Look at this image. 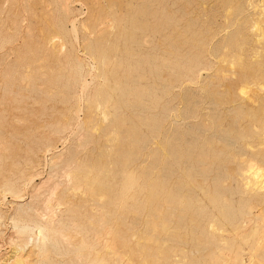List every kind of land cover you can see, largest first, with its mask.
Instances as JSON below:
<instances>
[{
  "label": "rangeland",
  "instance_id": "1",
  "mask_svg": "<svg viewBox=\"0 0 264 264\" xmlns=\"http://www.w3.org/2000/svg\"><path fill=\"white\" fill-rule=\"evenodd\" d=\"M71 1L72 3H70V11H69L71 13L69 14L68 12L67 14H65V16L68 14L69 15L66 18H64L65 16H63L62 14V12L64 11L61 10L62 8L59 6V3L57 0H14L13 2L12 0L9 2H7L6 0H0V5L2 6L0 7L1 9H4V12H2L3 14L1 13L3 16H1L2 19L0 18V22L1 20H3L4 22L2 21L3 23L1 24L3 25L1 26L5 25L4 27L0 26V28L2 29V30L0 29L1 31L0 35L4 36L5 34V37L7 36L9 37V35H12L11 33L9 34V30H8L9 28L10 31L13 33V38L9 42L11 41L14 42L12 46L10 44H6V45H3V47H1V49L3 48L5 52L3 50L0 52L2 54V56L0 54L1 56L0 59L4 58V60H0V61L5 66L9 64L10 65L9 67H5L4 65L0 64V68H1L0 71L2 70L0 72L1 74L0 79L3 80L4 79L3 76L5 75L9 76L11 74L10 72H12V74L10 75L11 77L15 74V77L17 76L18 79H20L18 81V79L16 80L14 76L12 77L13 78L12 81L17 82V83L15 82L17 85L14 84V87H16L15 90H18L17 89L19 88L18 84L19 83L21 84V79L23 78V74L25 70L27 69V68L25 69L22 67L25 65H29L28 66L29 68L30 66H32V64L36 65L35 67L33 66L30 67L32 68L31 69L32 72L34 71V69L38 70L37 68H39L40 73H43V76L45 78L42 77L39 72L34 71L37 73L36 75H34V77L36 76L35 78L38 80V82L36 83L34 82V83L35 84L38 83L39 85L38 88H42V89H40L41 90L40 92V90H38V88L36 87L37 88L36 91L32 90L31 92L29 91V93L32 96L35 95L36 98L38 97V99H41L46 94V91L48 92L47 95L49 93L52 95V93L53 94L54 92L56 93V88L58 87L57 92H60L62 87L72 80L71 78H73L74 70L70 68L73 67L74 58L80 57L83 60H87V62L88 61L91 62V59H89L91 55L89 54H91L93 51L92 49L89 51V48H91L89 47L90 45L92 46L93 44L94 45L96 44L95 47L97 46L96 48L98 50L106 47V50H109V53H112L109 46H111L113 50V46H116L115 44L122 45L124 50L122 49V51H120V57L126 63L141 62L143 65L145 64V72L148 76L146 79L141 80V82H143L144 84L148 83L152 90L153 88L157 89L158 91L155 89L154 91L157 92V94L159 95L161 94L163 96V100L161 99V103L165 104L164 107L161 105L163 108L161 106L160 107L158 106L155 110L153 109L151 111L146 110L145 112H142V113L139 112V110H134V109L126 110L127 115H125V117L128 118V125L127 127L125 126L124 129L126 130L128 129V127L137 128V126L138 128H140L139 125L141 126L140 129H135V130L137 134L136 137H138L139 135L138 139L141 138L143 141H140L139 143H134L132 147L133 151H135L133 152L134 157L132 156V158H134V161L136 160L135 161L136 165H134L136 167L135 168L136 174L138 173L141 174L140 178L142 181H144V179H146L147 181L151 174H152L151 176H154V177L152 178L150 177L149 178L150 180L158 178V177H159L158 179H160L161 177V179L164 180L167 184H169L170 187H172L173 183L175 182L174 183L175 187H172V188H175L177 190H178L177 185L178 183H180V180H181V188H182L181 190H183L181 191V193L191 195V192L193 191L192 194H194L193 195L194 197L193 196L192 197L194 198V200H196L195 201L196 203L193 206V211L195 210V212L197 213V215L196 214L193 215V217L196 218V220L193 222L188 217L182 218L181 221L183 222H181V225L184 224L183 226H185L187 230H185V228L181 226V232L184 234V235L181 234V240H180L181 242L178 240H176L177 241L176 242L174 240V241H171V244L175 245V247L179 249L177 251L178 254L182 255L184 253H187L188 255L194 256V255H198L201 253L198 251L200 249L199 246L202 245L201 240L204 242V247H205V250L203 252L208 253V254L213 253V252L215 253L220 252V248H223L224 244L226 246L228 243L235 242L236 245L241 244L242 251H243L242 259L245 262V264H253L254 262H256L254 264H259L258 262L263 264L264 259H261V257L258 254L255 255V253H258V252H256L255 250H251V246L247 243L244 244L242 242V239L244 235L251 234L253 231H255V229H257L258 227L257 225L261 223V220L257 219V220L252 221L251 223H247L248 224L247 225L245 222V219L243 218L244 216H246V210L248 209L249 206L255 205L257 207H255L254 211L257 212L258 210L256 209L263 206L264 203L262 204L259 203L258 193L255 190L253 191L252 189L254 193L256 192V195L251 191V188L243 189L245 188V181L244 183H242L243 180L239 178L240 175H239L238 169L240 167L239 165L241 164L246 165L248 164V162L249 163L252 162L253 164L257 166L259 165L258 167L261 166L263 170L260 171L258 177H256L257 175L255 177L251 175L252 177H254L253 179H255V181L256 180L258 181L260 178V174L264 173V160H263L264 159V0H70V2ZM92 2H95V4ZM96 4L99 5L100 8H102L100 12L96 10L97 8L95 7ZM4 6H6L5 8L9 10L11 9L13 13H11V11L10 13H8L9 11H7V9L5 10ZM14 13H15V16H13ZM5 14H9V15H6L5 17ZM111 14L114 17L123 19V24L127 26L128 29L126 31L121 32V30L117 28L113 29V28H109V26L102 25L101 22L103 20L110 19L112 17ZM32 15H34L36 18ZM90 15L93 18L95 16L96 17L92 19ZM166 15L168 16L166 17ZM23 17L24 18L26 17L25 21ZM89 17L91 18V22L90 24L88 22L87 27H84L83 25L86 22L85 20L87 18L89 19ZM163 17L167 18L168 20L170 19V22H168L167 20L164 21L165 19ZM22 18L24 22H22ZM15 19L17 20L16 23L18 22L17 26L18 27L21 26V29H18L16 25H15V28L17 30L12 28L14 27V25L10 27L12 23L15 24L14 22ZM63 19L65 21H62ZM71 19L72 21L78 20L76 23L79 29L77 37L73 35L66 36L65 34L66 31L60 30L57 26L59 24L58 20H61L62 23L64 22L63 23L64 29L70 30L72 29V25L70 23L72 22ZM73 19H76V20H73ZM93 20H95L96 22L94 23ZM19 21L20 23L22 22V24H20ZM65 23H66L67 28L65 26ZM82 23L83 25L81 26ZM7 24L10 26L8 27ZM132 24L133 26L138 25L137 27L141 26V28H137L136 26H134L135 28L133 27L134 28L133 30ZM101 26H102V31L104 30L103 32L101 31ZM5 27H7V29ZM103 27L104 28L106 27V28L104 29ZM182 29H184L185 32L188 31L187 33L190 32L192 35H193V32H195V34L197 33L196 34L197 36L194 35V39H193L194 43L191 40L192 38L190 39V38H187L186 35L184 36L182 35L184 34V31ZM6 30H8L7 34L5 32ZM15 30L16 32L20 30L21 32L20 36H19L20 32L18 31L19 33H16ZM62 31H65V32H62ZM14 32L18 35L14 34ZM190 33L187 36L190 35L191 37ZM15 35L17 36V38ZM54 35H58L60 37L54 39L53 41L54 44H46L47 38L54 36ZM128 35H132L134 37L135 42L134 44H132V46H130L128 41L126 42V44L124 43ZM90 36L91 38H89ZM119 36H121V39ZM198 37L199 39H197ZM87 38H89V40H93L94 42L91 41L90 43L89 41V43H86V41H88ZM122 38L124 39V41H122L123 40ZM24 39L25 41L27 39V41L24 42ZM186 40H188V42L191 40L192 42H190L189 45L185 46L188 43ZM195 40L197 43L195 42ZM173 41L175 43H173ZM177 41H179V43ZM184 41L187 43H185ZM200 41L203 42V45ZM9 42L7 41L6 43H9ZM85 43L89 44L88 49ZM170 43L171 44L173 43L172 45L174 44L175 45L172 46ZM17 44L18 46H16ZM5 46H9V47H5ZM126 46H129V48L132 50V53H135V55L132 58L126 55V50H125ZM176 46L179 47L177 48V51L178 50L180 51L181 49L180 54H179V51L176 52V50L171 48V47H174L176 49ZM191 46L193 49L191 48ZM10 47H13V50ZM15 47L18 49H16ZM189 47L193 51H191ZM195 47H197V49H199L200 51L203 47L201 51L203 52V54H201L200 56L204 55L203 59L200 57L201 63L199 62L198 64L199 66L197 65L199 67L197 68V70L199 69L197 72L198 80L196 79L198 82H196L195 80V82L191 83L188 79H185L184 75L186 72V65L184 64L185 65L184 66L182 63L181 64L182 70L178 69V70H181L182 79L179 80L181 82L180 83L178 79H176L175 75L169 74L170 73L169 68L166 69L163 65L164 63L162 62L163 60L164 62H166L167 59L171 61L173 60L175 61L179 57L181 58V61L185 63V60L187 62V60L192 56V55H189V57H187L186 54L188 55L189 52L191 53L194 52L195 54L200 52L196 50ZM8 48H9V53L7 52ZM171 49H173L174 52L173 50L171 52ZM15 50L17 51L14 52ZM98 50L96 52V55L99 56L100 54ZM185 50H187L188 53ZM31 51L32 52L34 51L33 56L31 55L32 53ZM95 51L96 50H94V52ZM182 51L185 52L186 54H184ZM12 52L14 53L12 54ZM34 53H37V54L39 53V55H36V54L34 55ZM59 53L61 55H59ZM182 53L185 56H183ZM9 54L13 56L11 57L9 56ZM4 55L6 56L4 57ZM28 55L32 57H29ZM43 55H45L46 59L43 58L44 57ZM167 55H169V57ZM171 55H172V58H171ZM180 55H182L184 58L180 57ZM34 56H37V57L39 56L38 59L40 60H41V57L43 56L42 61H41L43 62L42 65L38 62L39 61L38 59H37L38 64H36L37 62L35 63L36 57ZM113 56L114 54H111V57ZM31 59L35 61L33 62ZM43 59L46 60V62L43 61ZM27 60L30 63H27ZM3 61H7V62H3ZM37 65H40V66H37ZM9 68L10 70L7 72ZM12 68L15 71L12 70ZM22 69L23 70L25 69V70L22 72V74L21 72L18 74L17 73L18 70L22 71ZM150 69L154 72L149 73ZM3 72H7V74L5 73L4 75ZM32 72L31 74H33ZM55 76L57 78L62 77V76L63 77L57 79ZM110 77L112 79H115L117 77L123 78L122 70L120 69L117 75L110 74ZM54 78L56 79L54 80ZM87 79L88 81L91 80L90 82H92L91 75L90 76L88 75ZM170 81H171V86H170L169 93L163 94L164 85ZM2 82L3 81H1L0 83L2 84ZM52 82H54L56 86L55 89H54L55 86H53L54 84H52ZM101 82L102 81L99 79V77L93 81V84H91L90 86L92 87L90 88L91 91L90 90L88 91V93L90 92L89 93L90 96L93 97L94 94H96L100 90V87L98 86H100ZM50 89L51 91H49ZM0 90H1L0 97H2L3 95L1 94L3 90L1 86H0ZM11 90L12 92L15 91L13 90V87ZM52 90L53 91L55 90V91L53 92ZM24 92L26 94V90H24L22 94H24ZM68 93L69 91L64 92V94L66 95H69ZM77 93H80V92L78 91ZM58 94L59 93H56V101L47 99L50 102L48 101L46 107H48V105L50 107V105L52 104L56 105L57 109H55L56 111L53 110L54 112L51 111L52 110L51 108H49L50 110L46 108V111L49 110L47 112L44 109L45 104H43L42 102L44 99L47 98L46 95H45L46 98L43 97L40 100L41 104L43 105V108H42V105L39 103H35L36 105L34 106V103L30 101V99L29 100L23 99L24 101V103H22L23 105L25 104L26 101L31 102L30 105L28 103L25 106L27 107V109H29L28 105L30 106L31 109L28 111L32 112L33 110L32 114H29V112L26 111L27 110L26 108L21 109V111L19 109L10 108V106L16 105V104L13 105L11 103H10L11 105L9 104V110H6L5 107H8V105L4 106V104L0 103V108H1L0 111H2L3 109V112H6V111L8 112V116H7V112L5 113L6 117L5 116L3 117L4 113L2 112L3 113L2 114L0 112V135L5 134L7 132L8 135L6 134L7 135L6 137H9L5 139L6 137L4 135H1L0 139H4V140H0V142L6 141L4 143L10 144L11 147L24 148L26 144L36 139V138L32 139L34 136L31 135L33 134L35 129L37 132L39 129V126L43 128L42 125L44 124H45L44 125L45 128L44 130L42 129V132H45L47 134L49 132L47 123L48 124L56 123L59 120L63 119L64 117L63 115L64 104L61 101H57L58 99L59 100L61 99L62 94L61 93H60L61 95L60 94L58 95ZM13 95L11 94V96ZM27 95H29L28 91H27ZM252 97L253 99H251ZM31 104H33V109H32ZM38 104L41 105L39 106L40 108L37 107ZM78 104L81 105V108H82L81 111L78 112L79 117L80 119L83 120V122H86L84 123V126L76 129L77 126L72 125L71 128L68 129L67 131L68 133L66 134V137H65L67 142L65 140L60 141V139H58L59 137L57 136L54 138L52 137L51 138L52 141L56 140L55 142L53 141V143L55 144L54 146L55 152L51 155L45 156L40 151L39 155L36 157L35 164L36 165L38 164V166L36 167L38 169L36 171L41 174L39 175L38 180L35 181L34 185H40L41 183L45 185V182L48 183L49 182L48 180H50V182L45 185V186L49 185V187L43 186L44 188L42 187V189L44 190L40 189V191H42L44 194H47L50 187L55 186V183L59 181L61 183L58 186H56V188L58 187V190H57L58 192L59 191L61 192L62 190L65 189V187L67 188L69 186V185L68 186L65 185L67 182H64V179L61 177L60 168L63 165H65L67 161L71 160L74 157L75 158L78 157V159L77 158L75 159L76 161L77 160L79 161L81 159L85 162L84 163L83 161H80V164H78L79 162L77 161L78 163L75 162L74 166L80 167L83 164H85V166H83L85 168V167H90L91 165L98 167L99 165L100 167H103V168L109 167L111 169V166L113 165L112 168L117 169L116 166L118 165L115 164V161H116V157L117 159L119 157L115 155L117 154L115 152H118V153L120 152L118 148L113 147L112 144H110L107 141L106 136H105L106 132H104L105 127L109 121L107 122L103 121L102 119H100L101 116L98 115L99 118H97L96 122H94L97 124V127L94 128L96 129V131H94V129H92L93 127L91 128V125L93 123L90 125L88 124L89 126L87 125L86 119L88 118V114H89L88 107H87V100L85 99V100H82L81 102L79 101ZM166 105L168 106V108L166 107ZM36 108H39L40 109L39 111L43 109L44 112H46V114L42 115L43 110L41 112H38V109L36 110ZM165 108L168 112H166ZM35 110L38 112V114H36L37 112ZM18 111H20V114ZM10 112H12V114L9 116ZM34 112L36 115H34ZM17 114H19L20 116L18 115L19 116L18 117ZM37 116L40 117V119ZM146 116L150 118L151 121L154 120L151 122L152 125L150 124L148 126L146 125L148 122L143 121L145 120V118H147ZM154 116H155V119H157L158 121L157 120L155 121V119L153 118ZM19 118L20 119L24 118L23 119L24 122H26L28 119L31 121H29L30 123L26 122L24 124V122H22V120H20ZM140 118L143 120L141 121ZM1 119L3 120L6 119L4 120L6 122H4ZM41 119H44L45 121H42ZM99 120H102L103 124L105 123V125L101 124ZM133 120L134 122L132 123ZM10 121H11V124H10ZM154 122L156 123V125ZM13 123L16 125H14ZM18 123L21 125L22 127L21 129H23L24 132L23 130L20 129V125ZM136 123H138V125ZM143 123L144 125H142ZM153 123L155 126H160V133H158L157 135L156 134L153 135L152 133L153 132L152 129L154 127ZM157 123H160V125ZM98 125H100V127L102 125L103 126L102 128H99ZM88 127L91 130H88ZM30 128L31 129L33 128L34 130L33 129L30 130ZM97 128L99 130L101 129L100 132ZM13 130L14 131L17 130V131L15 133H12ZM28 130H30L29 134L31 131L33 132L29 135L27 132ZM36 132L34 133L35 135H36ZM39 132L41 133L40 130L37 133L39 134ZM16 135L19 137L16 138ZM10 137L13 138L14 140L11 139ZM30 138L32 140H30ZM8 139L9 140L11 139V140L7 141ZM16 139H18L17 140V142L19 141L18 143L15 141ZM22 139L24 140L29 139V140L25 141L26 143L25 144ZM165 141L169 145L174 146L175 148H177L178 146L177 149L181 148L182 154H181L180 160L174 159L173 157H167L166 159V157L164 158L163 156L161 157V160L160 159L157 160V156H159V153L162 154V152H164L163 150L161 151V146H162V142H165ZM143 142L145 144H143ZM15 143L18 146H16ZM19 144L22 146H19ZM107 144L109 146H107ZM141 144H142V147L140 146ZM124 148L121 149L122 150L121 152H125L130 149V146L128 145V143L127 145L124 146ZM190 148H192L191 149L192 151L190 150ZM137 149H139L138 152H140V154L137 152ZM111 150L114 152H112ZM107 151H110L112 155L108 153ZM137 153L139 156H137ZM148 153L150 154L148 155ZM108 154H109V160L111 159L110 164L107 163L109 162V160L107 161ZM198 154L200 157L198 156ZM203 154L206 155L205 156L206 159L204 157L205 160H203V156H204ZM61 155H63V157ZM90 155H92V157ZM110 155L112 158L110 157ZM150 155H151V158H150ZM57 156L61 157L60 159L58 158L60 163H58L59 161L57 160L58 162L56 165L50 166L52 158L53 157L55 158ZM103 156H106V157H103ZM105 158H106V161L104 160ZM162 159L165 161H163ZM174 160L176 163L174 162ZM93 161H94V164H93ZM102 161L104 162L102 163ZM201 161L202 162L204 161L205 163L204 162L202 163ZM76 163L78 165H76ZM177 163L179 164L180 167H178ZM86 164L89 166H87ZM139 166H141V168ZM151 166L153 169H151ZM197 166L200 168H198ZM142 168L143 170H141ZM149 168L151 170V173H149L150 172ZM53 169H55V171ZM118 169H119V166H118ZM52 172L53 173L55 172V174H53ZM158 172H160V174ZM76 173H81V172H76ZM188 173L190 176L188 175ZM140 174H138V176ZM156 174H157V177H156ZM183 174H184L185 179L182 176ZM186 175L188 176L186 177ZM118 176L121 179V176L120 175ZM192 176L193 178H191ZM262 177L263 176L261 175V178ZM51 178H52V181H51ZM119 178L115 180V182L119 181L120 180ZM191 179L192 180L194 179L193 185L191 184ZM259 181L261 182L262 179H260ZM53 182L55 183L53 184ZM62 182H64V184H62ZM115 182L113 180V183ZM186 182L187 183L189 182L191 185H187ZM145 183L147 184L148 182H145ZM195 184L198 185V187L194 186ZM222 185H224L225 188ZM32 186H31L32 189L29 186L28 189L25 188L26 189L25 192L23 191L24 193L23 197L25 199L22 202L14 201L11 194H7L8 196L7 195L5 196L7 198H5L4 196L1 197L2 195L0 192V202L2 201L0 203V208L3 209V211L5 212V216L2 220L3 221L2 228H3L4 233L2 234V236H0V245L2 247L0 248V259L3 258V256L5 258L6 255L11 254L10 247H8V239H9L8 237L11 236V234H13L14 228H13V224L9 216L13 215V213L16 212L18 209L27 207L28 204H32L33 201L31 199L32 197L30 194V192L33 190ZM111 186H114V185L112 184ZM188 186H190V189ZM244 190H246L247 192L246 191L244 192ZM146 191H148V188L147 190L146 189L143 190L145 195L147 194L148 196V193ZM43 193L42 195H44ZM78 195L79 196L81 195L80 197H82L84 195L86 196L87 194L82 195L79 193ZM140 195L143 196L142 199L144 200L147 199V198H144L146 196L143 193L137 195L136 198L140 197ZM222 195H225L224 197L225 199L220 200L219 198V201L222 204L223 203L225 204L226 201L225 202L223 201L227 200L228 205H222L220 202L215 203L213 199L211 198V196L221 197ZM141 197L139 199H141ZM76 199L74 200V203H81L80 200L84 199V197H82V199L81 198H76ZM85 199L90 201L89 194L88 196L85 197ZM3 200L5 201L3 202ZM91 202L92 201L87 202V203L95 205V203H91ZM217 203L218 204L220 203L221 206L218 205ZM201 209H203V211ZM226 210H228V212ZM199 211L200 212L202 211L203 213L197 219L198 215H200V213H198ZM225 211L229 213L231 216L233 215L234 217L232 218H235V219L232 220L231 218V220L228 221L227 218H225V215H227ZM144 215L146 214H143V216L142 214L136 215L135 220H134V223H135L134 225L136 226V229L138 230L148 231V228L146 225L147 223L146 219H148V216L146 215L144 217ZM186 221L188 223H186ZM197 221L198 223H196ZM212 222H215L217 224L218 228L216 227L215 228L216 230L214 229V227L212 228L211 226H209V224L212 225ZM186 224L187 225L189 224L190 226L188 225L187 227ZM191 224H194L195 226L198 224L199 226L197 225L198 228H196L194 225L191 226ZM244 224L245 226L246 225L247 226L245 227ZM195 229L196 230L198 229V230L196 231ZM210 229H213L212 231L215 230L216 235H217V236L216 235L214 236L215 238H213V236L209 237L207 235L208 233L210 234L211 232ZM189 230H190V233H189ZM193 230L199 235V238L201 237V240L199 243L200 245L197 243L199 241L197 240L198 238L193 239L191 236ZM201 232H206V234L202 237L200 235ZM186 235H189V236H186ZM210 238H212V241L214 239V242H212ZM215 242H217L218 245ZM183 251L184 253H182ZM228 251L229 250L227 249L223 250L224 253H227L230 255L229 259L233 263L235 260L234 254H236V250L234 249V250H230L229 252ZM256 258H259V259H256ZM237 262L239 261L237 260Z\"/></svg>",
  "mask_w": 264,
  "mask_h": 264
},
{
  "label": "bare ground",
  "instance_id": "2",
  "mask_svg": "<svg viewBox=\"0 0 264 264\" xmlns=\"http://www.w3.org/2000/svg\"><path fill=\"white\" fill-rule=\"evenodd\" d=\"M6 1L9 2L11 0H9V1L6 0ZM13 1L14 0H12V2ZM57 1L59 3V6L62 8L61 10L64 11V12H62L63 16H65V14H67L70 11V3H72V1L71 2H70V0H57ZM92 3L95 4V2H92ZM1 7H0V10H1L0 11V18H1V16H3L2 12H4V9H1ZM5 7L6 6H4V8ZM95 7H97L96 10L98 12H100L102 10V8H100V6L97 4ZM6 9L7 8H5V10ZM93 10H94V8H93ZM7 11H9L8 13H10L11 9L10 10L7 9ZM11 13H13V12L11 11ZM15 13L13 14V16H15ZM70 13L71 12H69V14ZM93 14H92V16H93ZM6 15H9V14H5V17H6ZM34 15H36V14H34ZM34 15H32V16H34ZM68 15H66L64 18H66ZM111 16L112 17L110 19L103 20L101 22V24L104 26L105 25L109 26V28H113V29L117 28V29L121 30V32L126 31L128 29L127 26H125L123 24V19L114 17L112 14H111ZM167 16L168 15H166V17ZM23 18H22V22L25 21L26 17L24 18V21H23ZM94 18L92 17V19H94ZM169 18H170V16H169ZM16 19L14 21L15 24L10 23L11 26L7 24L8 27L9 26L12 27L14 25V27H12V28L16 29L15 25H16V27H18L17 26L18 22L16 23V21H17ZM87 19L85 20L86 22L84 21L85 22L84 25L82 23L81 26L83 25L84 27H87L88 22L90 24L91 18L89 17L90 21H89V19L88 20ZM164 19H165L164 21L167 20L168 22H170V19L169 20L167 18H164ZM73 20H76V19H73ZM2 21L3 20H1V22H0V26L3 25L1 23H3L4 21L3 22ZM58 21H59L58 22L59 24L57 25L58 28L60 30H65L66 36H71V35H73L75 37L78 36V30L79 29H78L77 24H76L78 20L72 21V19H71L72 22H70V23L72 25V29H70V30L64 29V25H63L64 22L62 23L61 20H58ZM62 21H65V20L63 19ZM93 21H94V23L96 22L95 20H93ZM22 22L20 23V21H19L20 24H22ZM4 26H1V27H4ZM65 26H66V23H65ZM81 26H80V28H81ZM134 26H136V25H134ZM134 26L132 24V28ZM5 28L7 29V27H5ZM66 28H67V26H66ZM88 28H89V26H88ZM134 28H133V30H134ZM137 28H141V26L137 27ZM18 29H21V26L18 27ZM8 30H9V34L10 33L12 34V35H9V37L8 36L5 37V34H4V36L0 35V52L3 50V48L1 49V47H3V45L10 44L12 46V44L14 43L12 41L9 42L13 38V33L10 31L9 28H8ZM8 30L5 31L6 34H7ZM16 30H15V32H16ZM107 30H108V28H107ZM182 30L184 31V29H182ZM187 30H188V28H187ZM18 31L20 32V30H18ZM18 31L16 33H19ZM65 31H62V32H65ZM101 31H102V26H101ZM15 32H14V34H16ZM110 32H111V30H110ZM187 32L184 31V34H182V35L183 36L186 35V37L190 38V39L192 38L191 40L193 41L194 35H196L197 33L195 34V32H193V35H192L189 32L191 34V37H190V35L187 36L189 34ZM20 34H21V32L19 33V36H20ZM16 35H18V34H16ZM91 36L89 38H91ZM58 37H60V36L54 35V36L47 38L46 44H54V42H53L54 39L58 38ZM119 37L121 39V36H119ZM186 37H185V39H186ZM16 38H17V36H16ZM89 38H87L88 41H86V43H89V41L91 43V41H93V40H89ZM197 39H199V37ZM191 40L189 42H188V40H186L188 43L184 41L185 43H187L186 45L184 43V45L185 46L189 45V43L192 42ZM196 40H195V42H196ZM7 41L9 43H6ZM26 41H27V39H26ZM26 41L24 39V42H26ZM122 41H124V39ZM127 41L129 42L130 46H132V44H134V42H135L134 37L132 35H128V37L125 39L124 43L126 44ZM174 41H173V43H175ZM177 42L179 43V41H177ZM200 42L203 45V42L202 41H200ZM86 43H85V45H87L86 46L87 49L89 47H91V48H89V51L91 49L93 51L91 54H89V55H91V57L89 56L90 57L89 59H91V62L88 61L89 62L88 63L87 60H83L80 57L74 58L73 67L70 68V69L74 70L73 71V73H74L73 78H71L72 80L63 86L64 88L62 87L61 91L58 89L60 92H57L58 87L56 88L54 82H52V84H54L53 86H55L54 89L56 88V93L62 94L61 99L60 100L58 99L57 101H61L64 104V111H63L64 117H63V119L59 120L56 123H52V124L47 123L48 131H49V132L47 131L48 132L47 134L45 132H42V129L44 130V128H45L44 127L45 124L42 125L43 128H41V126H39V129L36 127L38 129V131L39 130L41 131V133L39 132V134H38L37 133L38 131L36 132V129L34 132L31 131L30 134L33 132V134H31V135L34 136L33 138L31 136V138L32 139L36 138V139L32 140L30 138V140H32L34 142L30 141V143H28V144H26L25 141H27L29 139H27V140H24L25 138L22 139L24 141V143L26 144V146L24 148L11 147L10 144L4 143L6 141L0 142V190H1L0 192L2 195L1 197H3V196L5 197L7 194H11L14 201H18V202L21 201L22 202L25 199L23 197V195H24L23 191L25 192V190H26L25 188L28 189L29 186L31 188V186L33 184V186H32L33 190L30 192L31 197H32L31 199L33 201V202L31 201L32 204H28L27 207L18 209L16 212H14L15 214L13 213V215L9 216V218L13 224V228H14L13 234H11V236L8 237L9 238L8 239V247H10V250H11L10 253L11 254L6 255L5 258L3 256V258L0 259V264H245V262L242 259V252L243 251H242L241 244L236 245L235 242L228 243L226 246L224 244L223 245L224 247L220 248V252H217V253L213 252V253L208 254V253L203 252L205 250L204 242L201 240V237L199 238V235L194 230L192 231L191 236L193 239L198 238L197 239V240H199L197 242L198 244L200 243V240H201L203 246L199 244L200 246H202V247H200L198 245L200 248L198 251L201 253L198 255H194V256L188 255L187 253H184V251L182 252V253H184L182 255L177 253V251L179 249L177 247H175V245H172L171 241H174V240L180 241L181 240V234H183L181 232V226L184 225V224L181 225V222H183V221H181V219L188 217L193 222L196 220V218L193 217L194 214L197 215L195 210L193 211V206L196 203L195 202L196 200H194V198H193L194 197L193 196L194 194H192L193 191L191 192V195L181 193V191H183V190H181L182 188H181V180L180 179H179L180 183H178L179 181L177 182L178 183V185H177L178 190L175 188H172V187H175V184H174L175 182L173 183L172 187H170L169 184H167L164 180L161 179V177H160V179H158L159 178L158 177V178L150 180L149 179L150 177L151 178L154 177V176H151L152 174L150 175V177L148 178L147 181H146V179H144V181H142L140 178L141 174L138 173L139 171L137 173L140 175L138 176V174H136V169H135L136 167L134 166V165H136L135 164L136 160L134 161V158H132L133 152H135L132 149L133 144L139 143L140 141H143L141 138L138 139L139 135H138V137H136L137 134H136V130H135V129H140L141 126L139 125L140 128H138V126H137V128L128 127V129H126V130L124 129L125 126L127 127V125H128V118L125 117V115H127L126 114L127 109L139 110V112L142 113V112H145L146 110H149V111H151L152 109L155 110L158 106L160 107L161 105L164 107L165 104L161 103V99L163 100V96L161 94L160 95L157 94V92L154 91L155 88H153V90H152L148 83L144 84L143 82H141V80L146 79L148 76L145 72V64L143 65L141 62H135V63L128 62V63H126L120 57V51H122V49L124 50L122 45H119V44L117 45L114 43L116 46H113V50H112L111 46H109V48L112 51V53H109V50H106V47L98 50L96 48L97 46L95 47L96 44L94 45L92 43L94 46L93 45L89 46V44H86ZM107 43H109V42H107ZM193 43H194V41H193ZM199 43H198V45H199ZM174 45H172V46H174ZM16 46H18V44ZM5 47H9V46H5ZM197 47H195L196 50L200 51L199 49H197ZM200 47H201V45H200ZM10 48H12V50H13V47H10ZM107 48H108V46H107ZM125 48H126L125 49L126 55L129 56L130 58H132L135 55V53H132V50L129 48V46H126ZM171 48L176 50V52L179 51V50L177 51V48H179L178 46H176V49L174 47H171ZM191 48H192V46H191ZM191 48L189 47L190 50H191ZM16 49H18V48H16ZM173 49H171V52ZM202 49H203V47H202ZM202 49H201V51H202ZM7 50H8L7 52L9 53V48ZM94 50H96V51L94 52ZM97 50L100 54L99 56L96 55ZM174 50H173V52H174ZM16 51L17 50H15L14 52H16ZM180 51H181V49H180ZM180 51H179V54H180ZM185 51L187 52V50H185ZM191 51H193V50H191ZM201 51L196 53V54L194 52H192L195 55L192 54L191 52H189V54L187 55L185 52L182 51L184 54H186L187 57H189V55H192L187 60V62L185 60L186 59V57H185V59H184L185 63L182 62L181 58H179V57L175 61L174 60L171 61V60L167 59L166 62H164V60H163L162 63H164L163 65L166 69L169 68V72H170L169 74L175 75V77H176V79H178V81L180 79H182L181 78V70H182L181 64L182 63H183V65L185 64L186 65V72L184 75L185 79H188L191 83H193V82H195V80L198 77L197 72L199 69L197 70V68H199L198 64L200 62V57L203 59V56H204V55L200 56L201 54H203V52H201ZM14 52H12V54ZM33 52L31 53L32 56H33ZM8 53H7V55H8ZM10 54H11V52H10ZM10 54H9V56H11ZM35 54L39 55V53L38 54L34 53V55ZM111 54H114V56L111 57ZM175 54H177V53H175ZM184 54H183V56H185ZM59 55H61V54L59 53ZM1 56H2V54H1ZM5 56L6 55H4V57ZM9 56H7V57H9ZM28 56L32 57L30 55H28ZM40 56H41V54H40ZM43 56L42 57L44 59H46L45 55H43ZM167 56L169 57V55H167ZM183 56L180 55V57L184 58ZM34 57H36V59L34 58L36 61L32 60V59L31 60L33 62L35 61V63H36L39 56L38 57L34 56ZM42 57H41V60L38 59L39 60L38 62L41 65L43 63V62H41ZM171 58H172V55H171ZM44 59H43V61L46 62V60H44ZM0 60H4V58L0 59ZM7 61H9V60H7ZM7 61H3V62H7ZM38 62L36 64H38ZM27 63H30V62H28V60H27ZM0 64H2L1 61H0ZM5 64H7V63H5ZM25 64H26V62H25ZM2 65H4V64H2ZM9 65H6V66L4 65V66L9 67ZM28 66L29 65H25L22 67L25 69L27 68L26 70L29 72H27L24 69L25 72L23 74V78L21 79V84L20 83L18 84V87H19V88H17L18 90H15L16 87H14V84H16L17 82L12 81L13 76H14V78H16V80L18 79V77L17 76L15 77L14 73H13L14 75L11 77L10 75L12 74V72H10L11 73L9 75L10 77L8 75H5V73L7 74V72L10 70V68L7 70V72H3L6 77L3 76L4 79L3 78H2L3 80L0 79V82L3 81L2 84L0 83V86L2 87V90H3L2 94H1L3 96L0 97V103L4 104V106L8 105V107H5L6 110H9V104L10 103L13 105L16 104L15 106H10V108L19 109L21 111V109H23V108L27 109V107L25 105H27L28 103L30 105V103H31L30 101H32L34 103V106L36 105L35 103L41 104L40 100L43 97L46 98L45 97V95H46L47 98L44 99L42 102L43 104H45L44 105L45 111H46V108L47 109L51 108L52 109L51 111H53V110L56 111L55 109H57V107L55 104L50 105V107H49V105H48V107H46L49 100H55L56 101V93L54 92L55 90L54 91L52 90L54 92V94L52 93V95L50 93L47 95L48 92L46 91V94L41 99H38V97L36 98V96L34 94L33 95L35 97L29 93V91L31 92L32 90L36 91L38 86H39L38 83L35 84L36 82H38V80L35 78L36 76L34 77V75L37 74L34 71H37L40 73V70H39V68H37L39 71L34 69V71L32 72V70H31L32 68H30V67H32V66L35 67L36 65L32 64V66H30L29 68H28ZM37 66H40V65H37ZM43 66H44V64H43ZM161 66H162V64H161ZM154 67H155V65H154ZM120 69L122 70L123 78L117 77L115 79H112L110 77V74L117 75ZM178 69H181V70H178ZM5 70H6V68H5ZM12 70H14V69L12 68ZM24 70L23 69H22V71L18 70L17 73L19 74L21 72V74H22V72ZM30 70L33 74H31ZM184 70H185V68H184ZM177 71H179V72H177ZM151 72L153 73L154 71H152L150 69L149 73H151ZM199 72H201V71H199ZM21 74H20V76H21ZM40 75L42 77H44L43 73H40ZM88 75L89 76L91 75L92 82H90L91 80L88 81V79H87ZM184 76H183V78H184ZM62 77H58V78L56 77V78L59 79ZM98 77L102 81L100 83V86H98V87H100V90L98 89L99 91L96 94H94V96L92 97L89 95L90 92L88 93V91L90 90V88H92L90 86H91V84H93V81L96 80ZM56 78H54V80ZM19 80L20 79H18V81ZM197 80H196V82H198ZM42 86H40V87H42ZM170 86H171V81L164 85L163 94L169 93ZM12 87H13V90H15L13 92L11 90ZM40 89H42V88H38V90H40ZM51 89L49 91H51ZM22 90L23 91L26 90V94H25V92H24V94H22L23 93ZM155 90H157V89H155ZM21 91H22V93H21ZM27 91H28L29 95H27ZM65 91H69V93H68L69 95L64 94ZM78 91L80 93H77ZM40 92H41V90H40ZM11 94L12 95L14 94V95L11 96ZM19 95H20V97H19ZM23 99H28V100L30 99V101L25 100L26 102L23 105L22 104V103H24ZM47 99H49V100H47ZM85 99L87 100V107H88V111H89L88 118L86 119L87 125L88 124L90 125L93 123L91 125V128L92 127H93L92 129L96 128L97 124L94 122H96L97 118H99L98 115L101 116L100 119H102L103 121H106V122L109 121L105 127L106 131L104 130V132H106L105 136H106L107 141L110 144H112L113 147L118 148V150L120 152V153L115 152V153H117L115 155L119 157L117 159V157L115 156L116 157L115 164H117L119 166V169H118V166H116L117 169H113L112 168L113 165L112 166L110 165L111 169L109 167L103 168V167H100L99 165H98V167L91 165L90 167H85V168L83 167V166H85V164H83L80 167L74 166V163L78 161V160L77 161L75 160L76 158L78 159V157H76V158L74 157L71 160L67 161L65 163V165L62 166L63 168L62 167L60 168L61 177L64 179V182H67L65 185H67V186L69 185V186L67 188L65 187V189L62 190L61 192L60 191L58 192L57 191L58 187L56 188V186H58L61 182L60 181L57 183L53 182V184L55 183V186L50 187L47 194H44L42 191H40V189H42L43 186L48 184L50 182V180H48L49 182L47 181L48 183L45 182V185H43L42 183L40 185H34L35 181L38 180V177L41 174V173L36 171L38 169V168H36L38 166V164L37 165L35 164L36 157L39 155L40 151L45 156L51 155L55 152L54 151L55 144L53 143V141L55 142L56 140L52 141L51 140L52 137L54 138L57 136V137H59L58 139H60V141L61 140L66 141L65 137H66V134L68 133L67 131H68V129L71 128L72 125H76L77 126L76 129L84 126V123H86V122H83V120L80 119V117H79L78 112L81 111L82 108H81V105H79L78 103H79V101L81 102L82 100H85ZM251 99H253V97ZM39 104L37 105V107L42 105V104L41 105H39ZM29 105H28L29 109H27L26 111L31 109ZM31 106L33 109V104H31ZM166 107L168 108L167 105H166ZM39 108H36V110L38 109V112H41L43 109H41V111H39L40 110ZM42 108H43V105H42ZM49 110H47V111H49ZM165 110H166V108H165ZM20 111H18L19 114H20ZM24 111H25V109H24ZM174 111H175V109H174ZM0 112L2 113L3 109ZM6 112H3L4 113L3 117L6 115L5 114ZM38 112L36 114H38ZM46 112H44V110H43L42 115L46 114ZM166 112H168V111L166 110ZM32 113H33V110H32V112L31 111L29 112V114H32ZM11 114H12V112H10L9 116ZM19 114H17V116ZM36 114L34 112V115H36ZM40 115H38V116H40ZM7 116H8V112H7ZM38 118L40 119V117H38ZM41 118H42V116H41ZM153 118L155 119V116ZM6 119H4V120H6ZM23 119L21 118L20 120H22V122H24ZM25 119H27V118H25ZM132 119H134V118H132ZM1 120H3V119H1ZM16 120H18V119H16ZM41 120L45 121L44 119H41ZM102 120H99L101 124H103ZM140 120L142 121L143 119L140 118ZM149 120H150V118L147 117L143 121L148 122L147 124L146 123L145 124L149 126L151 124V122L154 121V120H152V121L151 120L149 121ZM156 120L157 119H155V121ZM29 121H31V120L28 119L26 122L30 123ZM4 122H6V121H4ZM26 122H24V124ZM133 122H134V120L132 121V123ZM31 123H33V122H31ZM138 123H136V124L138 125ZM154 123H153L154 127L152 129V131H153L152 133H153V135L154 134L157 135L158 133H160V126H155L156 123H155V125H154ZM10 124H11V121H10ZM157 124L160 125V123H157ZM14 125H16V124H14ZM19 125H17V126H19ZM100 125H98L99 128H102V126L105 125V123L101 127H100ZM142 125H144V123ZM47 126H46V128H47ZM29 127H30V125H29ZM21 128L22 127L20 125V129ZM24 129H25V127H24ZM32 129L30 128V130H32ZM21 130H23V129H21ZM30 130L27 131L28 134H29ZM45 130H47V129H45ZM88 130H91V129L88 127ZM100 130H99V132H100ZM16 131L17 130H15V131L13 130L12 133H15ZM94 131H96V129H94ZM23 132H24V130H23ZM35 132H36V135L34 134ZM72 133H74V132H72ZM6 134H7V132L5 134H1V135H4L6 137L8 135V134L7 135ZM17 137H19V136L16 135V138ZM7 138H9V137H6L5 139H7ZM11 139H13V138H11ZM144 139H145V137H144ZM0 140H4V139H0ZM10 140L8 139L7 141H10ZM17 140L18 139H16L15 141L17 142ZM171 140H172V138H171ZM144 141H146V140H144ZM21 143H22V141H21ZM127 143L130 146V149L128 151L121 152L122 151L121 149L124 148V146L127 145ZM143 144H145V143L143 142ZM16 146H18V145L16 144ZM19 146H22V145L19 144ZM107 146H109V145L107 144ZM140 146L142 147V144ZM177 148H178V146H177ZM177 148L169 145L166 141L162 142L161 151L163 150L164 152H162V154L159 153V156H157V160L158 159L161 160L162 156L164 158L166 157V159H167V157H173L174 159L180 160L181 154H182L181 148L180 149H177ZM191 149L192 148H190V150ZM138 150L139 149H137V152H138ZM107 152L110 153V151H107ZM112 152H114V151H112ZM138 153L140 154V152H138ZM138 153H137V156H139ZM144 153H143V155H144ZM110 154L112 155V153H110ZM149 154L150 153H148V155ZM249 154H251V153H249ZM111 155H110V157H111ZM153 155H154V153H153ZM157 155H158V153H157ZM188 155H190V154H188ZM61 156L63 157V155H61ZM90 156L92 157V155H90ZM198 156H199V154H198ZM205 156L206 155L203 156V160L206 159ZM256 156H258V155H256ZM103 157H106V156H103ZM115 157H113V158H115ZM204 157H205V159H204ZM58 158L60 159L61 157L60 156L59 157L57 156L55 158L53 157L51 160V164L49 163L50 166L56 165L57 162L59 161ZM107 158H108L107 159V161H108L109 160V154H108ZM150 158H151V155H150ZM201 158H202V156H201ZM207 158H208V156H207ZM233 158H235V157H233ZM82 159H84V158H82ZM104 160L106 161V158ZM80 161H83V160L80 159L78 161L79 163L78 162L77 163L80 164ZM163 161H165V160H163ZM103 162L104 161H102V163ZM110 162H111V159L107 163L110 164ZM157 162H155V163H157ZM174 162H175V160H174ZM58 163H60V161ZM77 163H76V165H78ZM170 163H171V161H170ZM180 163H181V161H180ZM93 164H94V161H93ZM140 165H141V163H140ZM173 165H174V163H173ZM87 166H89V165H87ZM191 166H192V164H191ZM239 166H240L238 169L239 175H240L239 178L243 180L242 183H244V181H245V188H243V189L251 188V191H252V189H253V191L255 190L258 193L259 203L260 204L264 203V178H263L264 173L260 174L259 180L262 179L261 182L259 180L255 181V179H253L256 175H257L256 177H258L260 171L263 170L261 168V166L258 167L259 165L257 166L255 164H253L252 162H250V163L248 162V164H246V165L241 164ZM139 167L141 168V166H139ZM178 167H180L179 164H178ZM198 168H200V167H198ZM201 168H203V167H201ZM58 169H59V167H58ZM151 169H153L152 166H151ZM53 170L55 171V169H53ZM141 170H143V168ZM149 170H150V168H149ZM198 171H199V169H198ZM76 172H81V173H76ZM149 173H151V170ZM158 173L160 174V172H158ZM53 174H55V172ZM56 175H57V173H56ZM118 175L121 176V179L119 178ZM188 175H189V173H188ZM188 175H186V177ZM251 175H253L254 177H252ZM261 175L263 176L262 178H261ZM182 176L184 178V174ZM193 176L191 178H193ZM52 177H53V175H52ZM156 177H157V174H156ZM118 178L120 180L115 182V180H117ZM142 178H144V177H142ZM184 179H183V181H184ZM113 180L115 183H113ZM51 181H52V178H51ZM61 181H63V180H61ZM140 181H142V182H140ZM64 182H62V184H64ZM145 182H148V183L146 184ZM193 183H194V179L193 180L191 179V184L193 185ZM223 183H225V182H223ZM112 184L114 186H111ZM184 184H185V182H184ZM186 184L191 185L189 182L188 183L186 182ZM242 185H244V184H242ZM194 186L198 187V185H196V184ZM222 186L224 187V185H222ZM45 187H49V185L45 186ZM182 187H183V185H182ZM188 187L190 189V186H188ZM147 188H148V191H146V192L148 193V196H147V194L145 195V193L143 192V190H145V189L147 190ZM42 190H44V189H42ZM245 191L246 190H244V192ZM141 192L146 196L144 198H147V199H145V200L142 199L143 198L142 195H140V197L142 196L141 199H139L140 197L136 198L137 195L142 194ZM256 192L255 193L253 192V193L256 195ZM42 193L44 195H42ZM45 193H46V191H45ZM79 193L82 195L87 194L86 196H88V194H89L90 201H92L91 203H95V205L94 204H88L87 202H90V201L86 200L87 198L85 199L86 196L84 195L82 197H84V199L86 200V202H85V200L82 199V197H80L81 195L80 196L78 195ZM224 197H225V195H222L221 197L211 196V198L213 199V201L215 203L220 202L219 198H220V200L225 199ZM5 198H7V197H5ZM76 198H81L82 200L79 199L81 203H74V200ZM4 201L5 200H3V202ZM223 202H225V204L224 203L222 204L221 202L220 203L222 205H228L227 200H224ZM220 203L219 204L217 203V204L220 205ZM255 207H257V206H255V205L249 206L248 209L246 210V216H244L243 218L245 219L246 224L251 223L252 221L257 220V219H260L261 223L257 225L258 226L257 229H255V231H253L251 234L244 235L242 242L244 244L245 243L249 244L251 246V250H255L256 252H258V253H255V255L258 254L261 257V259H264V205L261 206L260 208L256 209V210H258L257 212L254 211ZM199 208H197V209H199ZM228 208H229V206H228ZM201 210L203 211V209H201ZM202 211L198 212V213H200V215H198V217L196 216L197 219L203 213ZM226 211L228 212V210H226ZM226 213H224V214H226ZM138 214H142V216H143V214H146L148 216V219L145 218L147 220L146 225H147L148 231H141V230L136 229V226L134 225L135 224L134 220H135L136 215H138ZM146 215H144V217ZM4 216H5V212L3 211V209L0 208V236H2V234L4 233L3 228H2L3 227L2 226L3 225L2 220H3ZM6 217H8V216H6ZM232 217H234V216L233 215L231 216L229 213H227V215H225V218H227L228 221H230ZM188 218H187V220H188ZM233 219H235V218H232V220ZM129 220H131V221H129ZM186 223H188V222L186 221ZM196 223H198V221ZM188 225H187V227H188ZM192 225H194V224H191V226ZM197 225L196 226L194 225V226L196 228H198L199 225L198 226ZM209 226H211L212 228L214 227V229H215L217 227V224L215 222H212V225L209 224ZM244 226H245V224H244ZM255 226H256V224H255ZM183 227L185 228V226H183ZM185 230H187V228H185ZM210 230H211L210 234L208 233L207 235L209 237L213 236V238H215L214 236L216 235V232H215L216 229L214 231H212L213 229H210ZM210 230H208V231H210ZM189 233H190V230H189ZM205 234H206V232H201L200 235L203 237ZM186 236H189V235H186ZM210 239L212 241V238H210ZM212 242H214V239ZM197 243H196V245H197ZM205 243H206V241H205ZM215 243L217 244V242H215ZM4 247H5V245H4ZM179 247H181V246H179ZM0 248H2L1 245H0ZM224 249H227L229 251L234 250V249L236 250V254H234L235 260L233 259L234 260L233 263L229 259L230 255L223 252ZM256 259H259V258H256ZM237 260L239 262H237ZM252 263H253V261H252ZM254 263H256V262H254ZM258 263L261 264L260 262H258Z\"/></svg>",
  "mask_w": 264,
  "mask_h": 264
}]
</instances>
